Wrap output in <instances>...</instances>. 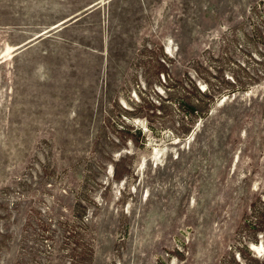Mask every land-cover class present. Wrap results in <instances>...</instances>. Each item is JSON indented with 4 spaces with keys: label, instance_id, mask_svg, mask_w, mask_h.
Segmentation results:
<instances>
[{
    "label": "rangeland",
    "instance_id": "obj_1",
    "mask_svg": "<svg viewBox=\"0 0 264 264\" xmlns=\"http://www.w3.org/2000/svg\"><path fill=\"white\" fill-rule=\"evenodd\" d=\"M0 264H264V0H0Z\"/></svg>",
    "mask_w": 264,
    "mask_h": 264
},
{
    "label": "crops",
    "instance_id": "obj_2",
    "mask_svg": "<svg viewBox=\"0 0 264 264\" xmlns=\"http://www.w3.org/2000/svg\"><path fill=\"white\" fill-rule=\"evenodd\" d=\"M100 4H101V1L95 2L94 4H92L91 6H89L87 9H90L91 7H94V6H96V5L98 6V5H100ZM98 7H99V6H98ZM80 13H82V11L79 12V13H77V14H75V15H73V16H71L70 18H67V19L63 20V22H65V21H67V20H69V19H72L73 17L79 15Z\"/></svg>",
    "mask_w": 264,
    "mask_h": 264
}]
</instances>
